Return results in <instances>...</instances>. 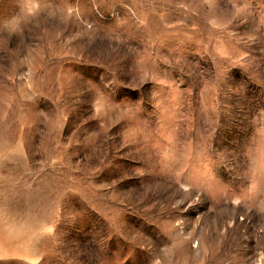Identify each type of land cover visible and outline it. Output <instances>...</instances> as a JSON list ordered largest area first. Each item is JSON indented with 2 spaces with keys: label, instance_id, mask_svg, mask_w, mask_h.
Returning <instances> with one entry per match:
<instances>
[{
  "label": "rangeland",
  "instance_id": "1",
  "mask_svg": "<svg viewBox=\"0 0 264 264\" xmlns=\"http://www.w3.org/2000/svg\"><path fill=\"white\" fill-rule=\"evenodd\" d=\"M0 264H264V0H0Z\"/></svg>",
  "mask_w": 264,
  "mask_h": 264
}]
</instances>
